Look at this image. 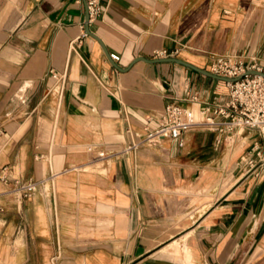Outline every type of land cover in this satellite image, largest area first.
Returning a JSON list of instances; mask_svg holds the SVG:
<instances>
[{
	"label": "crops",
	"instance_id": "crops-1",
	"mask_svg": "<svg viewBox=\"0 0 264 264\" xmlns=\"http://www.w3.org/2000/svg\"><path fill=\"white\" fill-rule=\"evenodd\" d=\"M100 4L69 48L82 0H0V264H264V177L245 166L255 131L195 127L112 155L125 125L155 127L166 104L224 103L225 81L201 72L211 57L264 70V0Z\"/></svg>",
	"mask_w": 264,
	"mask_h": 264
},
{
	"label": "built area",
	"instance_id": "built-area-1",
	"mask_svg": "<svg viewBox=\"0 0 264 264\" xmlns=\"http://www.w3.org/2000/svg\"><path fill=\"white\" fill-rule=\"evenodd\" d=\"M87 15L86 23L95 20L102 12L101 0H82ZM80 35L69 42V48L79 43L86 32L80 26ZM109 58L118 60L116 53H109ZM153 58L166 57L164 50L154 51ZM211 74L225 77L227 86V99L224 103H204L198 106L196 97L192 95L188 99L189 105L180 106L177 104H166L158 118L155 127H143L142 131L132 132L125 125L123 132L131 135L129 143L112 155H125L139 145L157 147L163 140L178 138L183 132L202 127L209 130H224L227 135L230 133L240 134L244 130L255 131L259 140H255L246 156V172L253 173L255 177H264V70L254 59L243 62L241 56L215 55L211 57L208 65ZM253 71V73H248ZM55 81L59 87H63L61 75H55ZM194 104L197 110L198 119L191 118V110ZM0 134H3L0 130ZM51 175L41 181L21 182L13 181L11 192L15 198L29 196L35 189L44 182L51 180ZM264 180V178H263ZM5 168L0 169V182H6ZM44 181V182H43Z\"/></svg>",
	"mask_w": 264,
	"mask_h": 264
},
{
	"label": "water",
	"instance_id": "water-1",
	"mask_svg": "<svg viewBox=\"0 0 264 264\" xmlns=\"http://www.w3.org/2000/svg\"><path fill=\"white\" fill-rule=\"evenodd\" d=\"M86 20H87V15H86V12H85L84 30H85L86 33H88ZM153 61H177V62H180L179 60L173 59V58H162V59H156V60H153ZM196 70H198V69H196ZM201 72H203V73H205L207 75H210L212 77H216V78H218V79H220L222 81L234 80V79H228V78H225V77L217 76V75L211 74L210 72L208 73L206 71H201ZM248 73H253V71H249Z\"/></svg>",
	"mask_w": 264,
	"mask_h": 264
},
{
	"label": "bare ground",
	"instance_id": "bare-ground-1",
	"mask_svg": "<svg viewBox=\"0 0 264 264\" xmlns=\"http://www.w3.org/2000/svg\"><path fill=\"white\" fill-rule=\"evenodd\" d=\"M191 118L194 120L198 119V114H197V110H196L195 106H193V108L191 110Z\"/></svg>",
	"mask_w": 264,
	"mask_h": 264
}]
</instances>
